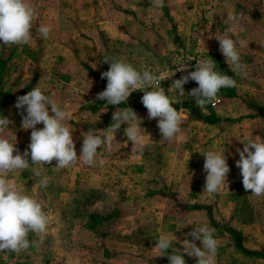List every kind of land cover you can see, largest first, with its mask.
<instances>
[{
	"label": "rangeland",
	"instance_id": "obj_1",
	"mask_svg": "<svg viewBox=\"0 0 264 264\" xmlns=\"http://www.w3.org/2000/svg\"><path fill=\"white\" fill-rule=\"evenodd\" d=\"M28 2L36 10L32 38L11 47L0 42V116L13 122L3 135L16 142L21 154L28 148L31 129L21 127L23 110L15 104L18 96L39 86L68 112L66 124L78 156L82 135L94 130L103 137L117 107L132 108L143 121L148 146L142 154L132 152L122 124L112 150L98 148L94 166L57 169L53 160L7 173L10 183L42 205L49 222L44 233L29 234L37 246L19 254L0 252V264H170L167 256L156 257L159 236H168L183 252V240L193 239L188 233L204 224L215 230V264H264V196L245 191L236 167L245 137L264 140V0H164L162 9L151 7L150 0ZM229 15L237 20H228ZM41 25L51 27L48 39L36 31ZM225 34L237 42L245 66L239 75L220 52L216 38ZM67 43L96 51L97 58L88 53L64 58ZM104 57L161 76V87L182 116L184 142L162 139L158 118L149 120L141 103L142 91L117 106L96 99L107 85L101 78L109 70ZM209 58L237 85L222 88L217 106L202 109L192 97H179L178 90L169 88L187 72L165 78L178 63L194 71L196 60ZM195 87L190 80L185 93ZM209 150L225 151L230 168L229 188L225 183L217 194L203 192L202 153ZM45 177L48 186L40 187ZM184 259L196 264L186 253Z\"/></svg>",
	"mask_w": 264,
	"mask_h": 264
},
{
	"label": "clouds",
	"instance_id": "obj_2",
	"mask_svg": "<svg viewBox=\"0 0 264 264\" xmlns=\"http://www.w3.org/2000/svg\"><path fill=\"white\" fill-rule=\"evenodd\" d=\"M150 4L151 7L162 9L164 0H150ZM35 16L36 10L28 0H0V42L8 47L28 43L32 38L30 29ZM228 20L235 22L237 17L229 15ZM36 31L48 39L51 27L41 25ZM216 39L230 70L237 75L241 74L245 66L236 50L237 42L227 34ZM239 44L241 47L246 46L244 41H239ZM103 63L109 64V70L101 73V78L107 79V85L97 93V100L117 106L126 103L133 92L142 91L141 103L147 109L149 120L158 118L157 127L162 139L169 143L185 141L181 128L182 116L161 87L163 80L160 75L147 68L140 70L121 58L104 57ZM216 65L211 58L199 59L196 60L195 70L188 71L189 65L181 62L176 64V70L171 71L165 79L175 76L176 72H187L182 78L174 80L169 88L175 92L178 90L179 97H192L196 106L202 109L209 104L215 106L222 88H234L237 85L231 76L217 71ZM190 80L195 81L198 87L186 94L184 85ZM15 107L23 110L21 127L24 130L31 129V136L28 148L21 154L15 146L16 142H11L3 135L13 122L0 116V252L19 254L29 247L37 246L38 241L30 242L28 236L30 233H44L49 219L35 198L24 194L5 178L7 173L28 169L30 165L51 164L53 160L56 161L57 169L78 165L94 166L98 148L104 146L107 151H111L115 134L122 124L127 125L124 135L131 142L132 152L142 154L148 146V140L145 133L141 132L142 120L135 111L130 107H117L112 114L111 125L101 131L103 137L94 130L82 135V149L78 156L72 131L66 124L68 112L44 94L39 86L18 96ZM38 124H43V128L38 129ZM241 142L243 150L237 149L240 158L236 161V167L240 169L243 187L245 191L251 190L253 196H264V140L259 136H248ZM224 152L209 150L202 153L205 157L203 169L207 173L203 192L207 194L219 193L227 183L230 168ZM32 170L36 177L41 176L39 169L33 167ZM48 182L47 177L40 180V187L46 188ZM214 231L207 224L194 228L188 233L193 239L182 242L183 252L173 247V240L168 236L160 235L153 249L158 253L156 257L167 256L170 264H186L184 253L194 258L196 264H215L218 242L214 239ZM197 240L201 242L199 247L195 243ZM170 248L171 254L168 252Z\"/></svg>",
	"mask_w": 264,
	"mask_h": 264
},
{
	"label": "crops",
	"instance_id": "obj_3",
	"mask_svg": "<svg viewBox=\"0 0 264 264\" xmlns=\"http://www.w3.org/2000/svg\"><path fill=\"white\" fill-rule=\"evenodd\" d=\"M64 58H79L82 55L88 53L92 54V58H97L96 51H91V49H85L83 46H73L71 43H67L64 46ZM78 49V50H77Z\"/></svg>",
	"mask_w": 264,
	"mask_h": 264
},
{
	"label": "built area",
	"instance_id": "obj_4",
	"mask_svg": "<svg viewBox=\"0 0 264 264\" xmlns=\"http://www.w3.org/2000/svg\"><path fill=\"white\" fill-rule=\"evenodd\" d=\"M218 102L215 103V106H217ZM213 106V105H212Z\"/></svg>",
	"mask_w": 264,
	"mask_h": 264
}]
</instances>
